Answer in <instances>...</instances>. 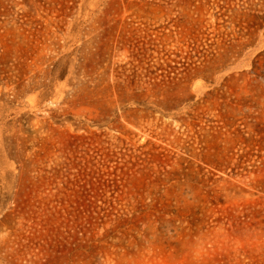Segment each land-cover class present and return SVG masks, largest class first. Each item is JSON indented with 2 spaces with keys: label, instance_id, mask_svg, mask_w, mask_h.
Here are the masks:
<instances>
[{
  "label": "rangeland",
  "instance_id": "374dc122",
  "mask_svg": "<svg viewBox=\"0 0 264 264\" xmlns=\"http://www.w3.org/2000/svg\"><path fill=\"white\" fill-rule=\"evenodd\" d=\"M0 264H264V0H0Z\"/></svg>",
  "mask_w": 264,
  "mask_h": 264
}]
</instances>
